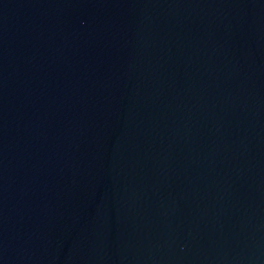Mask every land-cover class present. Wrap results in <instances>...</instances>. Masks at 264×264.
Wrapping results in <instances>:
<instances>
[{
    "label": "water",
    "instance_id": "obj_1",
    "mask_svg": "<svg viewBox=\"0 0 264 264\" xmlns=\"http://www.w3.org/2000/svg\"><path fill=\"white\" fill-rule=\"evenodd\" d=\"M0 264H264V0H0Z\"/></svg>",
    "mask_w": 264,
    "mask_h": 264
}]
</instances>
